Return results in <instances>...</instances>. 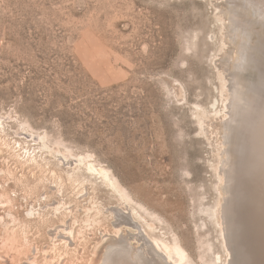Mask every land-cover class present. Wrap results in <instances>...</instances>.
<instances>
[{
    "label": "rangeland",
    "instance_id": "374dc122",
    "mask_svg": "<svg viewBox=\"0 0 264 264\" xmlns=\"http://www.w3.org/2000/svg\"><path fill=\"white\" fill-rule=\"evenodd\" d=\"M234 4L0 0V264H101L114 210L129 206L170 263L230 264L226 125L242 146L229 164L240 189L264 111V16L247 8L258 51L228 118ZM52 151L105 168L119 193Z\"/></svg>",
    "mask_w": 264,
    "mask_h": 264
},
{
    "label": "bare ground",
    "instance_id": "6f19581e",
    "mask_svg": "<svg viewBox=\"0 0 264 264\" xmlns=\"http://www.w3.org/2000/svg\"><path fill=\"white\" fill-rule=\"evenodd\" d=\"M229 1L234 4L233 1L235 0ZM237 3L238 4L235 3V6L233 5L230 8L229 24L226 26L227 34L225 33L229 36V39H231L230 41L236 44L235 46L238 52V56L235 58L236 62L234 63V68L237 69L236 71L239 73L231 74L232 76L234 75L233 79L229 80V83H226L228 87L225 89V91H229L228 98L230 102L227 104V112L229 113L228 118L230 121L238 112V99L240 98L239 89L241 80L237 81L235 79H244L241 71L247 72L245 75L249 78L253 76L254 71L251 70V64L253 58L257 55L259 44V39L256 40L257 42L255 41V45L250 42L252 36L250 28L256 21L244 17L245 14L243 11L245 12L248 8L257 19H261V17L264 16V0H238ZM260 28L264 29V26H260ZM261 39L263 38H260V40ZM226 41L228 40L226 39L225 42ZM225 55L224 58H227V56L229 57V54L227 56ZM227 59L229 60V58ZM226 63L227 62H225V64ZM252 68H254V64H252ZM223 71H225V69L222 70V72ZM256 75L258 76V72H256ZM258 79L259 82H257L258 84H256V86L264 83L262 82V80H264L262 76ZM248 88H250V86H248ZM211 117H213V114H209L203 118L204 123L208 125V127H210L209 122ZM259 118H261L262 121L260 124L261 128H259L257 132L254 150H252L254 154L250 156V160H247L250 162L249 169L246 171V175L248 176L243 179V188L240 189L234 187L231 179L232 172L229 170L231 165L229 164L232 163L234 154H238L236 158L240 157L242 146H240L238 142L236 143L238 138L235 140V136H238V134H234L233 136L229 129L231 125H229L230 127L226 125L227 133H229L226 134V142L229 146L225 151L227 153L226 160L222 158V171H224L225 174L226 182L224 188L227 195L225 196L223 206L221 205L219 216L221 218L220 223L223 224V231L225 232L224 240H226L230 249V264H264V111ZM52 152L67 165L75 164L78 167V165L84 164L89 173L99 175L100 178L102 177L105 180L107 186L109 185L116 193H119L116 182L109 176V172L105 168L96 166L92 162H85L82 156L71 158L66 154H60L56 151ZM120 199L124 204H127L126 198L124 199L120 196ZM129 207H126V211L117 207L114 210L116 212L115 216L117 221L115 224L116 236H114L111 243L107 246L101 264H179L175 254L172 262H169L168 252L159 240L155 239L157 245H154L148 240L144 233H142L138 222L135 221L133 216L129 215ZM138 216L140 217V214ZM121 224L132 226V228H136V231L129 235H125L122 229L123 225ZM147 227L151 230L153 224L147 222Z\"/></svg>",
    "mask_w": 264,
    "mask_h": 264
}]
</instances>
